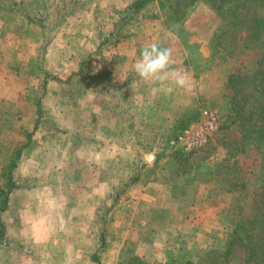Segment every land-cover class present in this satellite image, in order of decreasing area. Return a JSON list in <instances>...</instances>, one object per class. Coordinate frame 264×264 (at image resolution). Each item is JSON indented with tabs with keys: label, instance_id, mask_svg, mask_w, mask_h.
Returning a JSON list of instances; mask_svg holds the SVG:
<instances>
[{
	"label": "crops",
	"instance_id": "1",
	"mask_svg": "<svg viewBox=\"0 0 264 264\" xmlns=\"http://www.w3.org/2000/svg\"><path fill=\"white\" fill-rule=\"evenodd\" d=\"M40 1L22 0V5L27 14H38ZM135 1L86 0L72 6L64 12L69 23L56 30L64 39L55 35L44 52L39 46V24L23 21L16 28L15 12L4 13L0 8V31L17 30L20 36L9 35L0 42L5 47L0 49V80L57 79L65 72V78L74 77L79 62L87 67V84L65 89L71 95H78L77 89L86 94L70 104L79 111L76 123L69 122L72 131L54 137L53 151L44 152L51 141L42 136L47 146L27 145L13 161L18 179L9 193L6 221L9 237L31 246L17 252L23 264H88L94 251L86 242L88 228L99 211L96 208L108 207L112 200L119 209L114 215L107 211L108 225H122L114 234L109 228L105 237L114 241L103 249L101 264H126L133 256L155 263L170 254V240L183 250L188 246L184 240L198 238L204 230L205 222L193 219L191 208L223 205L221 193L211 200L209 194L197 192L193 169L171 165L173 155L167 144L197 119L208 98L221 102L222 69L200 67L209 50L205 35L192 37L191 16L175 29L159 1L149 0L141 7ZM197 9L190 13L192 17ZM152 42L173 49V67L186 76L187 87H177L171 79L163 85L145 82L135 75L132 64L139 49ZM19 46L24 47L22 54ZM92 49L95 52L85 61L83 54ZM12 62L19 65L20 74L8 70ZM49 62L56 64L55 72H47ZM8 85V80L6 86L0 82V110L14 113L36 108L37 94L31 96L30 87L23 91L25 100L18 102L13 90H3ZM62 89L56 85L55 93L60 95ZM32 126L33 119L19 120L14 114L0 118L7 149L24 141L19 132ZM5 157L0 151V169ZM66 254L72 259H65Z\"/></svg>",
	"mask_w": 264,
	"mask_h": 264
},
{
	"label": "rangeland",
	"instance_id": "2",
	"mask_svg": "<svg viewBox=\"0 0 264 264\" xmlns=\"http://www.w3.org/2000/svg\"><path fill=\"white\" fill-rule=\"evenodd\" d=\"M82 1L86 2V0H75L74 2L72 0H41V12L38 10V14L33 15L26 13L22 5V0H0V8L4 10L2 11L4 13L7 11L8 13L15 12L16 19L14 18V25H16V28H18L23 21L39 24L42 29L39 46L40 49L42 48V52H44L50 43L53 42L55 35H57L60 41L64 39H61L60 31H56L69 23V16L64 12L68 11L74 5H82ZM157 1H159V5H162L163 9L168 12V17L170 18L173 0ZM197 7L199 11H196L197 13L192 17L190 13L194 12V9ZM231 8H233V4L227 2L216 11L210 5L199 2L184 9L182 8L183 15L180 16L182 18L179 17L181 20H175L178 22H175L173 19H167L168 23L175 27V29H180L182 21L184 19L189 21L188 17L191 16L192 20L190 19L189 27L192 32V37L199 34L205 35L209 50L206 61L204 64H201L200 67L219 66L223 72L221 102H215L208 98V102H204L202 107L199 108V112L201 108L208 107L216 109L221 123L219 131L210 138L206 146L190 153H177L176 150L178 148L169 147L170 150L174 151L170 162H173L171 165L193 169V177H198L196 178L198 180V184H196L197 192H199V194H209L211 200H214V197L221 193V200L219 202L221 203L222 201L223 205L222 207L214 205L191 208L189 214L192 215V218L195 219L198 217L201 218L202 222H205L204 230L200 231L198 238L195 237L184 240V243H188V246H190L189 249L188 246L186 247L185 245L183 247L184 249L182 248L183 250H181V247L175 246V244H178L176 240H170L167 248L173 251L170 250V254L165 255V259L161 256L163 261L158 260L152 264H165V262H169L170 264H209L212 258L215 260L213 264H254L252 261L246 259L244 247L238 244H233L228 255L224 256L223 254L224 250L227 248L226 243L233 227V221L249 217L252 212L251 201L253 193L260 183L258 175L263 170L260 167L262 164L261 150L264 151L263 140L260 141L248 137L238 121L230 122V119L226 117L229 112L228 101L225 97L227 92L225 83L228 75L230 73L248 74L252 72L261 53L260 48L252 46V43L248 41V32L244 28H234V26H230L233 19ZM56 12H58V14ZM55 24H57V28H55ZM97 24H99V22H97ZM9 35L10 38H20L17 30L12 32L0 31V42L6 41ZM20 46L19 52L22 54L24 47ZM0 49H5V47H0ZM64 51H66V49ZM94 52L95 51L92 49L89 51L88 55L84 53V57L82 58L85 60L88 56L91 57L90 54ZM14 63L15 62H12L8 70L10 72H16L15 74L18 75L21 73L19 65H15ZM79 63L78 68L75 69L76 71L73 70V72H76L80 76L79 79L76 78L77 74L74 77L70 74V76L68 75L67 78H65V72L62 78L57 79L48 76L47 78H19L13 80L5 77L0 80V82L4 83V86H6V80L9 81L8 87H3V90L5 92L13 90L16 99L19 100L18 102H23V91L27 90L28 87H30L31 96L33 95L34 97V94H37L36 108L29 110V112L17 110L13 113L0 110V118L2 119L11 118L13 114L19 120L26 118L27 120L33 119V126L30 131L21 129L19 132V136H21V138L23 137L24 139L22 140L24 141H19L16 147L13 150L10 149V151L5 145L7 136L6 128H3L4 126L0 128V142L2 141V143H4H0L2 147L0 151H2L3 155H6V157L3 158L4 167L0 169V192H2V194L4 193L2 196H6L7 201L15 181L18 179L16 168L13 169V161H16V157L19 156L22 149L27 145L39 147V144H45L47 146V141L42 142V140H40L42 136H46L47 139H51L48 140V142L51 141V144L46 147L44 152L53 151L54 137H58V135L63 136L72 131L69 127V122L72 120V123H76V119L79 117V111L75 108L72 109L70 104L72 102L75 103L76 98L83 99L86 94H82L79 89L76 91L78 95L76 93L71 95V93L67 91H69V88L72 86L76 90V85H80L81 82H84V84L88 82V80H86V64L83 62ZM54 65L56 64L53 62L45 64L47 72H55L53 68ZM61 66L64 68V65L61 64ZM56 85L63 87L60 95L55 93ZM65 89H67V91ZM245 89L254 93L252 91V84H248ZM256 100L257 96H250L249 98V101L256 102ZM19 104L20 103H18V105ZM20 125H22V123H20ZM20 127L22 128V126ZM8 151L9 154H7ZM8 178H10V181H8ZM214 180L216 181L215 184L213 182ZM115 193L116 192H112V196H115ZM118 209L119 208L115 207L113 203L111 214L114 215ZM7 211L8 207L4 212L6 224L5 238L10 239L12 243L10 245L5 244L0 246V264H23L18 254L21 253L23 247L27 250H31V246H26L27 244L9 237V227L6 221ZM118 225L121 227L122 224L113 223L105 225V236L109 235L108 231L111 229V234H114L113 230L116 227L118 228ZM94 240L95 241H86L92 250L98 245L96 239ZM105 240V245L98 249L96 264H101V253L103 249L109 241H114L113 239L107 241L108 239L106 237ZM194 251L195 253H192ZM72 257L73 255L71 254L65 255V259L68 260L72 259ZM128 258L126 264H130V258ZM169 259L171 261H169ZM88 261V264H93L91 258H89Z\"/></svg>",
	"mask_w": 264,
	"mask_h": 264
},
{
	"label": "trees",
	"instance_id": "3",
	"mask_svg": "<svg viewBox=\"0 0 264 264\" xmlns=\"http://www.w3.org/2000/svg\"><path fill=\"white\" fill-rule=\"evenodd\" d=\"M147 1L149 0H136L134 4L136 7H141ZM199 2L210 5L216 11L225 3H232L233 8H231V13L233 19L230 26L244 28L248 32V41L252 43V46H257L261 49L260 56L252 72L248 74L230 73L228 75L225 83V89L227 90L225 97L229 105V112L226 117L230 119V122L238 121L248 137L264 141V0H173L172 14H170V18L168 17V19H173L174 21L181 20L179 17L183 15V9ZM248 84H252V91L254 93L245 89ZM250 96H257L256 102L249 101ZM197 119L191 121L188 125ZM171 151L173 155L174 151ZM176 152L181 153L183 151L177 149ZM261 152L262 164L260 167L263 170L258 175L260 183L253 193L251 201L252 212L249 217L233 221V227L226 243L227 248L223 252L224 256H226L229 254L233 244L241 245L245 249L246 259L252 261L254 264H264V151L261 150ZM3 194L0 192L1 196ZM1 196L0 246L12 243L10 239L5 238L6 224L4 212L7 209V197ZM113 203L114 201L108 207H97L96 209L99 211H97L94 221L88 228V239L91 241H95L94 239H96V242H98V245L90 256L93 264H96L98 249L104 246L106 242L104 227L108 225V217L105 214H107V211H111ZM102 209L104 210L103 213ZM92 233L95 234L94 238L91 236ZM169 261L171 260L169 259ZM213 263H215V260L212 258L209 264ZM130 264L152 263H148L138 256H133L130 258ZM165 264L170 263L165 262Z\"/></svg>",
	"mask_w": 264,
	"mask_h": 264
},
{
	"label": "clouds",
	"instance_id": "4",
	"mask_svg": "<svg viewBox=\"0 0 264 264\" xmlns=\"http://www.w3.org/2000/svg\"><path fill=\"white\" fill-rule=\"evenodd\" d=\"M173 49L163 47L158 42L141 46L139 56L134 59L132 71L145 82L163 83L171 79L177 87H187L186 76L172 64ZM161 91H166L161 88Z\"/></svg>",
	"mask_w": 264,
	"mask_h": 264
},
{
	"label": "built area",
	"instance_id": "5",
	"mask_svg": "<svg viewBox=\"0 0 264 264\" xmlns=\"http://www.w3.org/2000/svg\"><path fill=\"white\" fill-rule=\"evenodd\" d=\"M219 129L220 120L216 109L201 108L198 119L170 138L167 144L186 153L196 151L206 146Z\"/></svg>",
	"mask_w": 264,
	"mask_h": 264
}]
</instances>
